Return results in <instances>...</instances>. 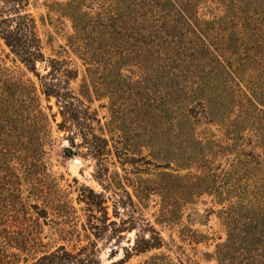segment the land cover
<instances>
[{
  "label": "trees",
  "instance_id": "16d2710c",
  "mask_svg": "<svg viewBox=\"0 0 264 264\" xmlns=\"http://www.w3.org/2000/svg\"><path fill=\"white\" fill-rule=\"evenodd\" d=\"M27 4L0 0V40L19 62L45 79L40 92L55 98L62 117L57 129L71 136L78 132L81 144L101 159L103 148L96 140L105 138L94 132L97 118L83 102L84 92L68 86L70 69L52 58L45 75L36 71L44 55ZM58 5L59 15L71 22L67 45L85 65L93 87L108 92L113 106L118 105L115 118L141 122L147 147H154L151 141L156 138L173 142L172 151L179 157L173 170L190 169L184 174L156 172L148 183L133 188L135 202L124 189L126 199L119 200V206L127 218L119 222L107 214L102 195L90 190L100 201H85L91 208L82 224L85 243L76 225L61 230V243L54 247L26 233L27 224L15 229L12 222L20 213L16 206L24 207L28 221L34 214L47 217L51 208L60 228L75 209L59 195L45 164L38 161L51 141V123L35 84L0 65V264H102L90 235L117 239L121 231L136 228L135 214L151 195L159 197V223L174 221L182 213L179 206L210 197L226 233L215 245L216 263L264 264V0H66ZM123 70L134 77L129 86L104 81L95 86L98 73L121 76ZM200 120L221 125L223 141L197 131ZM221 155H232L225 166L215 162ZM171 162L163 159L160 165L172 169ZM19 170L31 176L27 197L40 201L28 204L33 212L26 210ZM42 170V176L33 177ZM99 173L108 181L103 163ZM112 215L118 218L119 212L114 208ZM148 231L145 236L140 228L133 243L122 246V256L108 264H127L131 256L158 248L159 232ZM73 234L78 245L68 248ZM188 237L194 241L196 232L189 230ZM114 255L110 250L109 256ZM135 264L173 262L152 254Z\"/></svg>",
  "mask_w": 264,
  "mask_h": 264
},
{
  "label": "rangeland",
  "instance_id": "374dc122",
  "mask_svg": "<svg viewBox=\"0 0 264 264\" xmlns=\"http://www.w3.org/2000/svg\"><path fill=\"white\" fill-rule=\"evenodd\" d=\"M65 1L28 0L25 11L35 20L44 55V60L37 61L35 67L39 76L45 75L50 69L49 61L53 58L57 60L59 66L62 67V64H66V68L70 69L69 72H66L70 76L68 86L75 93L84 92L81 98L89 106L90 113L97 118V121L92 124L94 132L105 138V142L96 140V143L103 148L101 159L89 153L87 148L81 144L82 139L78 132L76 133L74 130L75 133L71 136V132L57 129V123L62 120V117L58 112L55 98L53 96L48 98L40 92L41 81L45 79L43 77L39 79L33 71L19 62L0 40V65L13 70L18 76L29 78L35 84L40 105L50 119L51 141L44 146L45 153L38 158V161L45 164L48 177L53 178L54 181L51 183L59 190V195L64 196L75 209H73L75 213L72 212L69 216L70 221L67 222L69 226L62 225V228L53 222L59 217H56L51 208L47 210V217H37L33 213L32 220L28 221L29 214L22 212L24 207L18 208L16 206L20 213L17 219L12 216V220L15 219L12 223L16 226L15 229L21 224L29 225L26 226V233L30 236L41 237L44 242H48V245L52 247L61 243L57 240L61 230H71L69 228L74 225H76L82 243H85V232L82 230V224L87 222L90 213L88 208L91 209L85 201L89 199L100 201L99 198L91 194L90 190L102 195L107 214L111 219L119 222L120 218H127L126 211L119 206V200L126 199L124 189L131 194V198L135 202L133 188L136 185L148 183L155 177L156 172L167 170L184 174L190 169L181 167L178 170H173L177 168L175 162H179L178 155L172 151L173 142L165 138L161 140L156 138L151 141L154 147L155 143L157 144L159 141L155 149L154 147H147L142 139L141 122L126 117L121 118L122 120L115 118L114 110L118 109V105L113 106L108 92L101 93L99 88L93 87V84L87 79L85 65L67 45L66 39L72 32L71 22L68 18L60 16L58 12V4ZM94 77L95 86L99 85L98 82L100 81L112 86H129L131 79H134L127 70H123L121 76L98 73ZM196 130L211 132L212 134H207L208 138H213L220 143L223 141L221 125L204 123L203 120H200ZM70 137H73L72 142L69 141ZM65 148L69 149L70 155L65 154ZM256 151L259 152L260 150L256 149ZM231 156H217L215 162H220L221 165L225 166V159L231 158ZM163 159H171L170 167L172 169L163 168L160 165ZM181 162L187 164L186 161ZM101 163L107 168L108 181L100 177ZM156 164H159L160 167ZM41 172L43 170L39 174L35 172L36 176L33 177L42 176L43 173ZM19 174L22 178L18 184L22 195L26 198L25 207H28L26 210L33 212L28 204L40 203V201L35 200L31 195L29 198L27 197L29 195L27 181L31 180V176L20 170ZM0 192L2 191L0 190ZM1 197L2 193L0 203H2ZM158 199V196L151 195L145 205H138L139 209L135 214V220L138 222L136 228L121 231V237L117 239L116 237L95 239L93 235H90L91 239L96 241L101 263L108 264L120 258L122 246H130L133 243L135 233L140 228L145 232V236L149 235L148 230L150 228H154L162 238L160 246L145 253L131 256L126 262L127 264H135L152 254H163L173 264H217L214 257L215 245L225 239L226 233L217 214L218 206L212 204L211 198L201 196L196 198L193 203H187L183 207L179 206L181 215L177 213L175 220L169 223H159L156 220ZM114 208L119 212L118 218L112 215ZM96 214L99 216L101 213L96 212ZM189 230L196 232L197 238L194 241L188 237ZM75 236L74 234L71 235L70 243H66L68 248L72 247L74 243L78 245ZM110 250L115 251L114 256H109Z\"/></svg>",
  "mask_w": 264,
  "mask_h": 264
},
{
  "label": "water",
  "instance_id": "95a60500",
  "mask_svg": "<svg viewBox=\"0 0 264 264\" xmlns=\"http://www.w3.org/2000/svg\"><path fill=\"white\" fill-rule=\"evenodd\" d=\"M64 152H65L66 155H70V151H69L68 148H65V149H64Z\"/></svg>",
  "mask_w": 264,
  "mask_h": 264
}]
</instances>
